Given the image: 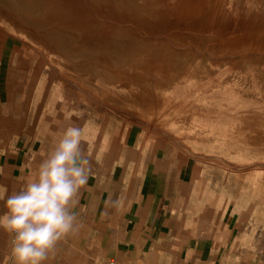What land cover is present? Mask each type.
I'll list each match as a JSON object with an SVG mask.
<instances>
[{"label":"rangeland","instance_id":"374dc122","mask_svg":"<svg viewBox=\"0 0 264 264\" xmlns=\"http://www.w3.org/2000/svg\"><path fill=\"white\" fill-rule=\"evenodd\" d=\"M111 1L113 0H105L103 5L97 6L93 0H27L28 5L25 0H0V79H6L14 85L15 95L20 94L16 91L23 87L25 95L22 96L27 101L30 98V64L38 62L48 64L49 68L45 69L44 73L50 74L52 70L59 71L55 69L57 68L55 65L59 63L62 66L60 71L66 75L67 82L58 86L54 81L50 85L47 84L48 87L52 85L50 89L52 91H49L51 95L63 91L70 95L76 102V109L72 112L79 116L83 111V120H90L87 117L90 111L95 110L100 112L99 120L105 121L106 117H102L103 111L111 110L115 112L113 118L115 121L119 123L124 121L125 124L128 121L132 125H140L157 142H163L164 145L171 143L176 147L179 155L188 157L191 165L193 164L196 192L204 191L205 200L213 207L225 206L230 216L234 217L233 221L234 219L237 221L239 233L242 235L243 251L250 254L257 253L264 262V99H262L264 98V53L260 50L264 49V0H155L141 5L140 0H118L123 5L125 3L124 7L128 10L124 11L116 10ZM148 7L154 9L155 19L153 17L150 21H155V27L143 29L135 23L129 13H137ZM61 9H66L67 14L63 11L61 16ZM50 16L54 17L52 19L54 22L50 20L52 25L48 24ZM60 18L62 20L59 21L64 25L58 22ZM15 19H20L18 24V20ZM35 20L37 22H34ZM88 22L101 25V28L94 32L99 36L111 34L114 29L131 30L142 40L165 42L175 54L177 52V56L171 59L168 57L167 63L164 64L165 72H151L152 74L146 77L149 81L147 79L144 81L145 77L136 81L137 89L148 95L149 104H146L143 98L130 100L128 98L130 95L126 92L113 91L109 84L105 85L98 66L96 68L94 63L81 64L79 58L75 57L74 50L79 41L86 42L88 37L87 33L82 31L79 40V34L71 28L72 26L68 31L69 23L82 25ZM158 29L161 30L160 33ZM66 30L70 33L67 34ZM73 30L76 33H73ZM170 32L199 36L216 34L222 39L221 42L237 45L240 52L236 53L237 55H214L208 50L207 45L197 50L192 42H185L186 44L172 42L173 39L169 37ZM50 37L51 40L48 41L50 44L51 41L53 42L56 51L52 50L48 53L41 46L48 45L47 39ZM250 46L253 51L247 50ZM185 49L188 51L185 52ZM58 50L59 53L62 50L64 54L62 52L59 54ZM66 51H70L69 54L67 52V56ZM197 55L199 57H195ZM244 56L248 59L237 65L234 64ZM252 59H256L258 63L253 62ZM253 65H257V68ZM71 67L73 69H70ZM255 69L258 74L254 73ZM256 81L257 83H254ZM231 85L235 87L233 92L227 89ZM45 88L44 85L41 89L42 93H48ZM109 90L113 93L111 94ZM27 92L29 94H26ZM121 95L124 96L123 98L126 97L125 103ZM251 100L252 104H250ZM69 106L68 104V109L71 108ZM4 211L5 207L0 203V214ZM3 237L4 230L0 229V256L8 259L6 257L8 249L11 254L10 234H8L9 247L4 244Z\"/></svg>","mask_w":264,"mask_h":264},{"label":"crops","instance_id":"0c3cea01","mask_svg":"<svg viewBox=\"0 0 264 264\" xmlns=\"http://www.w3.org/2000/svg\"><path fill=\"white\" fill-rule=\"evenodd\" d=\"M48 68L30 64L27 101L23 87L15 95L14 85L0 79V184L13 192L34 180L40 163L73 123L81 125L91 162L73 209L83 227L62 240L46 264L110 259L118 264H264L257 253L243 251L237 221L225 206L213 207L204 191L196 192L188 157L171 143L157 142L140 125L115 121L114 111H103L105 121L95 110L83 120V111L79 116L72 112L76 102L70 95L49 93L48 85L67 81L62 71L44 73ZM44 85L48 93H42ZM8 234L4 231L6 247ZM6 257L0 256V264H16L9 249Z\"/></svg>","mask_w":264,"mask_h":264},{"label":"clouds","instance_id":"9594fccd","mask_svg":"<svg viewBox=\"0 0 264 264\" xmlns=\"http://www.w3.org/2000/svg\"><path fill=\"white\" fill-rule=\"evenodd\" d=\"M91 170L82 130L73 123L40 163L34 180L13 192L0 184L5 207L0 229L12 237L16 264H46L57 245L83 227L73 209Z\"/></svg>","mask_w":264,"mask_h":264},{"label":"bare ground","instance_id":"6f19581e","mask_svg":"<svg viewBox=\"0 0 264 264\" xmlns=\"http://www.w3.org/2000/svg\"><path fill=\"white\" fill-rule=\"evenodd\" d=\"M26 1V4H27V0H25ZM94 2H95V5H97V6H101V4L103 5V1H105V0H93ZM124 1H127V0H124ZM155 0H140L139 1V3H140V5L141 4H147V3H152V2H154ZM60 2V1H59ZM108 2V1H107ZM56 3V2H55ZM58 3V2H57ZM111 3H112V6L116 9V10H122V11H124V10H128V9H125V7H124V5H125V3H124V5L122 4V3H120V1H118V0H113V1H111ZM126 3H128V2H126ZM21 4V3H20ZM23 4H25V3H23ZM22 4V5H23ZM47 4H49V3H47ZM46 4V5H47ZM177 4V3H176ZM184 4V3H183ZM19 5V4H18ZM28 5V4H27ZM27 5H23V6H26L27 7ZM29 5H31V3L29 4ZM45 5V6H46ZM131 5V4H130ZM138 5V4H137ZM142 6H144V5H142ZM31 7V6H30ZM47 7H48V5H47ZM46 7V8H47ZM57 7V6H56ZM59 7V6H58ZM131 7V6H130ZM32 8H34L33 6H32ZM32 8H30L31 10H32ZM45 8V7H44ZM64 8V7H63ZM135 8V7H134ZM175 8V7H174ZM173 8V9H174ZM178 8V7H177ZM26 9V8H25ZM27 9H29V8H27ZM38 10H39V8H37ZM43 9V8H42ZM60 9V8H59ZM130 9V8H129ZM138 9V8H137ZM141 9V8H140ZM34 10V9H33ZM32 10V11H33ZM49 10V9H48ZM66 10V9H65ZM65 10H63V9H61V16H62V12L63 11H65ZM69 10V9H68ZM139 10V9H138ZM137 10V11H138ZM142 10V9H141ZM140 10V12H131V13H129L131 16H132V18L136 21L135 23H137L138 24V26H140V27H142L143 29H152L153 27H155V21H150V19H152L153 20V17H154V9H153V7H148V8H145V9H143L142 11ZM156 10V9H155ZM158 10V9H157ZM156 10V11H157ZM51 11V10H50ZM67 11V10H66ZM66 11H65V13H66ZM131 11V10H130ZM129 11V12H130ZM133 11V10H132ZM136 11V10H135ZM28 12V11H27ZM26 12V13H27ZM31 12V11H30ZM29 12V13H30ZM37 12V11H36ZM35 12V13H36ZM45 12V11H44ZM52 12V11H51ZM50 12V13H51ZM60 12V11H59ZM68 12H70V11H68ZM16 13H18V11L16 12ZM25 13V14H26ZM38 13V12H37ZM39 13H41V12H39ZM43 13V12H42ZM47 13V12H46ZM49 13V14H50ZM64 13V14H65ZM32 14V13H31ZM31 14H30V16H31ZM67 14V13H66ZM53 15V14H52ZM57 15H59V13H57ZM72 15V14H71ZM170 15H171V13H170ZM43 16V15H42ZM64 16V15H63ZM66 16V15H65ZM156 16V15H155ZM17 17V16H16ZM25 17V16H24ZM57 17V16H56ZM18 18V17H17ZM26 18H29V17H26ZM54 17H52V16H50V17H48V20H49V22H50V20H52ZM74 18V17H73ZM30 19V18H29ZM34 19V18H33ZM64 19V18H63ZM66 19H67V16H66ZM65 19V20H66ZM154 19H155V17H154ZM16 20V19H15ZM18 20V19H17ZM16 20V21H17ZM59 20H62L61 18L60 19H58V22H60ZM69 20H74V19H69ZM156 20H157V18H156ZM19 21H20V19L17 21V24L19 23ZM42 21H43V17H42ZM55 21H57V20H55ZM21 22H23V21H21ZM34 22H37L36 20L34 21ZM40 22V21H39ZM48 22V21H47ZM52 22H54L53 20H52ZM69 22V21H68ZM68 22H66V23H68ZM157 22V21H156ZM15 23V22H14ZM24 23V22H23ZM33 23V22H32ZM40 23H42V22H40ZM61 24H62V22H60ZM59 23V24H60ZM65 23V24H66ZM48 24H51V22L50 23H48ZM55 24V23H54ZM58 24V23H57ZM56 24V27L58 28V25ZM70 24V26H69V28H68V31H69V29L71 30V28H74V30L75 31H77L78 32V34H79V40H80V36H81V32L82 31H85L86 33H87V37H88V40L86 41V42H83V41H79V44H78V46H77V48L74 50L76 53V56L75 57H78L79 58V62L81 63V64H87V63H94V65L96 66V68H98L99 67V71H100V74L102 75L101 76V78L103 77V79H104V83H105V85L106 84H109L108 86H110V88H112L113 89V91H117V92H119V91H122V92H126L128 95H130L128 98H130V100L132 99V100H135V99H137V98H143V100L146 102V104H149V97H148V95L144 92H142V91H140L139 89H137V87L135 86V84H136V81L138 80V79H140L141 77L142 78H144V81H145V79H147L146 77H147V75L148 74H150L151 72L153 73V72H155V73H158V71L159 72H165V70H164V64L165 63H167V59H168V57H170V59H171V57H174V56H177L176 54H177V52H176V54L170 49V48H168V46H167V44L165 43V42H152V41H155V40H152V41H147V40H142V39H140V38H138L137 36H135V34H133L132 32H131V30L129 31V30H113L112 32H111V34H106L105 36H99L98 34H95L94 32L95 31H97V30H99L100 28H101V25H99V24H96V23H93V22H88V23H86V24H79V25H77V24H75V26H74V24L73 25H71V23H69ZM52 25V24H51ZM62 25H64V23L62 24ZM67 25V24H66ZM65 25V26H66ZM43 26V25H42ZM49 26V25H48ZM55 26V25H54ZM72 26V27H71ZM160 26V25H159ZM53 27V26H52ZM62 27V26H61ZM61 27H59V28H61ZM71 27V28H70ZM260 27V26H259ZM18 28H21V27H18ZM25 29V28H24ZM23 29V30H24ZM30 29V28H29ZM54 29V28H53ZM62 30H64L63 28H61ZM66 29V28H65ZM26 30H27V28H26ZM50 30H51V28H50ZM49 30V31H50ZM73 30V33L75 32ZM159 30V29H158ZM158 30H156V31H158ZM52 31V30H51ZM67 30H66V32H67V34L68 33H70V32H68ZM154 31V30H153ZM152 31V32H153ZM186 31H187V29H186ZM210 31H212V30H210ZM219 31V30H218ZM221 31V30H220ZM55 32V31H54ZM64 32H65V30H64ZM64 32H62V33H64ZM148 32H149V30H148ZM161 32V30H159V32L158 33H160ZM173 32H174V30H173ZM76 33V32H75ZM157 33V32H156ZM164 33H165V31H164ZM171 33V32H170ZM203 33V32H202ZM212 33V32H211ZM51 34H53L54 35V33H51ZM71 34H72V32H71ZM70 34V35H71ZM64 35V34H63ZM62 35V36H63ZM76 35V34H75ZM150 35V34H149ZM201 35V34H200ZM219 35V34H218ZM222 35V34H221ZM227 36L229 35V34H226ZM50 36V35H49ZM52 36V35H51ZM59 36H60V34H59ZM58 36V37H59ZM241 36V35H240ZM239 36V37H240ZM61 37V36H60ZM76 37V36H75ZM170 38H172L173 39V41L172 42H176V43H185V42H192V43H194L193 45H195V49L197 48V50L198 49H200V48H202L201 46H203V45H207L208 46V50L209 51H211L212 53H214V55L215 54H236V53H238V52H240L239 51V48H238V46L237 45H235V44H232V43H230V42H221V40L222 39H220L216 34H211V35H209V36H199V35H196V34H188V35H183V34H178V33H171L170 34V36H169ZM0 38H1V36H0ZM4 39V38H3ZM167 39V38H166ZM48 40H51V37H50V39H47V43H48V45L49 46H52V44H53V42L51 41V43L52 44H50V42L48 41ZM53 40V39H52ZM58 40H61V39H58ZM64 40V39H63ZM66 40V39H65ZM64 40V41H65ZM71 40V39H70ZM169 40V39H168ZM3 41V40H2ZM57 42H59V41H57ZM63 42V41H62ZM62 42H59V43H62ZM3 43V42H2ZM76 43V42H75ZM74 43V44H75ZM256 43V42H255ZM58 44V43H57ZM65 44V43H64ZM186 44V43H185ZM184 44V45H185ZM175 45V44H174ZM183 45V44H182ZM188 45H189V43H188ZM255 45V44H254ZM64 46V45H63ZM177 46V45H176ZM186 46V45H185ZM190 46H191V44H190ZM241 46V45H240ZM245 46V45H244ZM69 47V46H68ZM182 47V46H181ZM193 47V46H192ZM199 47V48H198ZM255 47V46H254ZM57 48H58V46H57ZM70 49L69 50H71V47H69ZM204 48H205V46H204ZM204 48H203V50H204ZM66 49V48H65ZM73 49H74V47H73ZM176 49V48H175ZM188 49V48H187ZM244 49V48H243ZM259 49V48H258ZM53 50V49H52ZM64 50V49H63ZM68 50V49H67ZM189 50V49H188ZM188 50H186L185 49V52L186 51H188ZM202 50V51H203ZM208 50H206V51H208ZM247 50H252L253 51V48L250 46ZM263 53H264V49H260ZM56 51V50H55ZM184 51V50H183ZM205 51V52H206ZM208 51V52H209ZM256 51H258V50H256ZM61 52H62V50H61ZM60 52V53H61ZM67 52L68 51H66V56H67ZM181 52V51H180ZM185 52H183V53H185ZM250 52V51H249ZM57 53V52H56ZM58 53H59V50H58ZM59 53V54H60ZM63 53V52H62ZM70 53V51L68 52V54ZM188 53V52H187ZM253 53V52H252ZM260 53V52H259ZM64 54V53H63ZM62 54V56H64ZM192 54V53H191ZM210 54V53H209ZM239 54V53H238ZM242 54V53H241ZM73 55H74V53H73ZM194 55V54H193ZM212 55V54H211ZM216 55V56H217ZM237 55V54H236ZM251 55V54H250ZM70 56V55H69ZM69 56H68V58H69ZM184 56V55H183ZM185 56H187V54L185 55ZM192 56V55H191ZM213 56V55H212ZM228 56V55H227ZM231 56V55H230ZM263 56H264V54H263ZM73 56L71 55V58H72ZM195 57H199L198 55L197 56H195ZM194 57V58H195ZM202 57H204V56H202ZM232 57V56H231ZM66 58V57H65ZM192 58V57H191ZM205 58V57H204ZM64 59V58H63ZM75 59V58H74ZM189 59V58H188ZM203 59V58H202ZM246 59H248L247 57H240V60L239 61H237V62H234V64H236L237 65V63H239V62H241V61H243V60H246ZM72 60V59H71ZM207 60V59H206ZM250 60V59H249ZM253 60V59H252ZM258 60H259V58H258ZM229 61V60H228ZM77 62V61H76ZM75 62V63H76ZM210 62V61H209ZM218 62V61H217ZM219 62H220V60H219ZM230 62V61H229ZM228 62V63H229ZM253 62H257L258 63V61L255 59V60H253ZM72 63V62H71ZM221 63H222V61H221ZM227 63V62H226ZM244 63H245V61H244ZM248 63V62H247ZM250 63V62H249ZM76 64H78V63H76ZM190 64V63H189ZM200 64V63H199ZM231 64H232V62H231ZM253 64V63H252ZM93 65V64H92ZM184 65H185V62H184ZM187 65H188V63H187ZM203 65V64H202ZM215 65V64H214ZM236 65H234V66H236ZM71 66V65H70ZM82 66V65H81ZM94 66V67H95ZM98 66V67H97ZM204 66V65H203ZM254 66V65H253ZM253 66H252V68H253ZM78 67V66H77ZM76 67V68H77ZM210 68H211V66H209ZM254 67H256L257 68V65H255ZM69 68V67H68ZM228 69H229V67H227ZM233 68V67H232ZM70 69H73L72 67L70 68ZM82 69V68H81ZM197 69V68H196ZM212 69H214V68H212ZM250 69V68H249ZM79 70V69H78ZM208 70V69H207ZM216 70V69H215ZM223 70V69H222ZM253 70H254V68H253ZM256 70V69H255ZM260 70V69H259ZM93 71H94V69H93ZM203 71V70H202ZM225 71V70H224ZM185 72V71H184ZM219 72V71H218ZM85 73V72H84ZM151 73V74H152ZM249 73H251V72H249ZM255 74L257 73V70L254 72ZM253 73V74H254ZM75 74H78V73H75ZM86 74V73H85ZM99 73L97 74L98 76L100 75ZM183 74V73H182ZM192 74V73H191ZM211 74H212V72H211ZM258 74V73H257ZM87 75V74H86ZM97 75H95V76H97ZM159 75V74H158ZM215 75V74H214ZM233 75H235V74H233ZM244 75H246V74H244ZM251 75V74H250ZM249 75V76H250ZM149 76V75H148ZM257 76V75H256ZM78 77V76H77ZM180 77H181V75H180ZM212 77V76H211ZM244 77V76H243ZM210 78V77H209ZM224 78V77H223ZM245 78V77H244ZM177 79H179V78H177ZM252 79V78H251ZM148 81H149V78L147 79ZM208 80V79H207ZM211 80V79H210ZM209 80V81H210ZM213 80V79H212ZM215 80V79H214ZM240 80V79H239ZM200 81H202V80H200ZM103 83V84H104ZM209 83H211V82H209ZM214 83V82H213ZM254 83H257V81L256 82H254ZM160 84V83H159ZM216 84V83H215ZM251 84H252V81H251ZM191 85V84H190ZM195 86H197V85H195ZM159 87V86H158ZM165 87H166V85H165ZM168 87H169V85H168ZM177 88V87H176ZM189 88V87H188ZM192 88V87H191ZM198 88V87H197ZM200 88V87H199ZM259 88V87H258ZM151 89V88H150ZM166 89V88H165ZM227 89H229L230 91H235V87L234 86H228L227 87ZM252 89V88H251ZM189 90V89H188ZM190 90H192V89H190ZM201 90V89H200ZM237 90V89H236ZM110 91V90H109ZM196 91V90H195ZM199 91V90H198ZM255 91V90H254ZM254 91H252V93L254 92ZM258 91V90H257ZM111 92V91H110ZM109 92V93H110ZM122 92H121V94H122ZM172 92V91H171ZM184 92H186L185 90H184ZM189 92V91H188ZM194 92V91H193ZM261 92V91H260ZM113 92H111V94H112ZM222 93V92H221ZM262 93V92H261ZM186 94V93H185ZM184 94V95H185ZM191 95L193 94V93H190ZM255 94V93H254ZM115 95V94H114ZM124 95V94H123ZM215 95V94H214ZM258 95V94H257ZM262 95V94H261ZM109 96H110V94H109ZM181 96V95H180ZM186 96V95H185ZM212 96V95H211ZM260 96V95H259ZM258 96V97H259ZM120 97H122V95L120 96ZM119 97V98H120ZM124 97V96H123ZM122 97V98H123ZM107 98V97H106ZM113 98V97H112ZM115 98H117V97H115ZM121 98V99H122ZM126 98V97H125ZM125 98H123V100L125 99ZM127 98V99H128ZM236 98V97H235ZM257 98V97H256ZM260 98H262V97H260ZM118 99V98H117ZM121 99H119V100H121ZM178 99H179V97H178ZM200 99V98H199ZM262 99H264V98H262ZM114 100V99H113ZM113 100H108V101H113ZM122 100V101H123ZM129 100V102H131ZM215 100V99H214ZM121 101V102H122ZM125 101L126 100H124V103H125ZM140 101V100H139ZM248 101V100H247ZM264 101V100H263ZM262 101V102H263ZM134 102H136V101H134ZM142 102V101H141ZM193 102H195V101H193ZM192 102V103H193ZM101 103V102H100ZM132 103V102H131ZM219 103V102H218ZM245 103V102H244ZM248 103H249V101H248ZM253 102H252V100H251V103L250 104H252ZM254 103H255V101H254ZM264 103V102H263ZM133 104V103H132ZM139 104V103H138ZM145 104V105H146ZM205 104V103H204ZM222 104V103H221ZM257 104V103H256ZM134 105L135 106H137L135 103H134ZM199 105V104H198ZM260 105V104H259ZM264 105V104H263ZM152 106V105H151ZM233 106V105H232ZM246 106V105H245ZM248 106H249V104L247 105V108H248ZM255 106L256 105H254V108H255ZM262 106V105H261ZM261 106H258V107H260L261 108ZM251 107H253V105L251 106ZM250 107V108H251ZM181 107H179V109H180ZM249 108V109H250ZM260 108H258V109H260ZM115 109V108H114ZM252 109V108H251ZM257 109V108H256ZM187 110V109H186ZM186 110H184V111H186ZM181 111V110H180ZM244 112V111H243ZM258 112H260V111H258ZM188 113V112H187ZM253 113V112H252ZM256 113V112H255ZM261 113H263V112H261ZM257 114V113H256ZM186 115V114H185ZM219 115V114H218ZM263 115V114H262ZM181 116V115H180ZM237 117V116H236ZM239 117V116H238ZM155 118V117H154ZM199 120V119H198ZM240 120V119H239ZM241 121V120H240ZM252 123V122H251ZM170 124V123H169ZM150 127V126H149ZM160 127V126H159ZM163 127V126H162ZM170 127V126H169ZM161 128V127H160ZM183 128V127H182ZM256 128V127H255ZM153 129V128H152ZM163 129V128H162ZM194 130V129H193ZM258 130V129H257ZM161 131V130H160ZM166 132V131H165ZM251 136V135H250ZM175 138H177V137H175ZM166 139V138H165ZM248 140V139H247ZM251 142H253V141H251ZM254 143V142H253ZM257 143V142H256ZM260 143H261V141H260ZM252 152H253V150H252ZM185 157V156H184ZM221 160V159H220ZM193 161V160H192ZM199 162V161H198ZM229 166V165H228ZM228 168V167H227ZM224 170V169H223ZM257 170H259V169H257ZM225 171H227V170H225ZM249 172V171H248ZM251 172V171H250ZM253 172V171H252ZM247 173V172H246ZM235 174V173H234Z\"/></svg>","mask_w":264,"mask_h":264},{"label":"built area","instance_id":"2783aa9c","mask_svg":"<svg viewBox=\"0 0 264 264\" xmlns=\"http://www.w3.org/2000/svg\"><path fill=\"white\" fill-rule=\"evenodd\" d=\"M10 246L12 248V237L10 235ZM11 255H12V252H11ZM13 256V255H12ZM14 257V256H13ZM103 264H118L115 260L113 259H110V260H107L105 261Z\"/></svg>","mask_w":264,"mask_h":264}]
</instances>
